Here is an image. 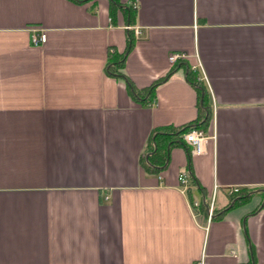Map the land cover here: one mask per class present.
<instances>
[{"label": "crops", "instance_id": "0c3cea01", "mask_svg": "<svg viewBox=\"0 0 264 264\" xmlns=\"http://www.w3.org/2000/svg\"><path fill=\"white\" fill-rule=\"evenodd\" d=\"M119 2L132 23L110 0H0V264H264V0ZM128 31L137 89L172 71L148 104L107 72ZM189 72L212 104L204 152L148 172L153 132L198 117ZM216 187L209 222L192 204Z\"/></svg>", "mask_w": 264, "mask_h": 264}, {"label": "trees", "instance_id": "16d2710c", "mask_svg": "<svg viewBox=\"0 0 264 264\" xmlns=\"http://www.w3.org/2000/svg\"><path fill=\"white\" fill-rule=\"evenodd\" d=\"M73 1L83 3L89 0ZM110 2L113 10L120 8L123 9L125 12H128V15L130 16V23H132V18L133 15L136 13L137 8H134L133 6H123L122 4H120L119 0H110ZM128 33L129 36L127 41V48L124 53L115 52L113 49L110 50L109 61L107 64V72L111 76L124 79L128 84V88L131 94L137 100L148 104L151 103V101L153 100V95L157 88L171 77L172 71L167 74V76L155 81L150 87L141 90L137 89L124 72L127 53L133 48L135 44V39L132 35V32L128 31ZM181 66L182 65L177 64L175 69ZM188 80L196 87L198 92V117L195 121L191 122L190 124L183 125L180 127H168L161 130H155L153 132L148 144L146 154L143 158V166L148 172L157 174L162 169H165L167 167L169 153L172 147L177 144L186 146L185 141L183 140V137L186 133L190 132L193 129H202L206 131L209 127L210 121L212 119V104L210 102V97L207 94L206 88L198 80L197 74L195 72L188 73ZM189 165L191 166V155H189ZM190 179L191 184H194V179L192 175H190ZM190 191L191 189H189V193ZM248 197L249 193L247 192V190L242 189L241 192L235 196L233 206L243 203L248 199ZM196 209H199L204 213L208 214V202L206 201L205 197L200 201V204ZM223 214L224 213L216 211L214 217L215 219H218L221 218Z\"/></svg>", "mask_w": 264, "mask_h": 264}, {"label": "built area", "instance_id": "2783aa9c", "mask_svg": "<svg viewBox=\"0 0 264 264\" xmlns=\"http://www.w3.org/2000/svg\"><path fill=\"white\" fill-rule=\"evenodd\" d=\"M140 32L137 31V35H139ZM47 42V35L45 33H38V32H34L32 35V43L35 46H40L43 45ZM188 59V55L185 52H177V53H172L169 56V62L171 64V66L176 67L177 64L182 63V62H186ZM194 71L199 70L200 72H202L203 78L202 81L206 82L209 85V81L207 78V75L205 74L203 67L201 65V63L199 64V66L194 67L193 69ZM215 138V137H212ZM208 139V136L206 134V132L202 129H193L190 132L186 133L183 137V140L185 141V143L191 148L192 153L194 155H201L204 152V145H205V141ZM180 181L184 186H187L189 184V178L187 174H182L180 176ZM217 187L214 190V193L212 195V199L211 201L208 203V217H209V222L212 221L214 219L215 216V212H216V195H217ZM242 190V187H232L228 189V193L230 194V196H236L238 195ZM200 202L196 201L194 202L193 208H197L199 206ZM195 264H208L207 261V256L206 253L203 252L202 256L200 257L199 260H197L195 262Z\"/></svg>", "mask_w": 264, "mask_h": 264}]
</instances>
